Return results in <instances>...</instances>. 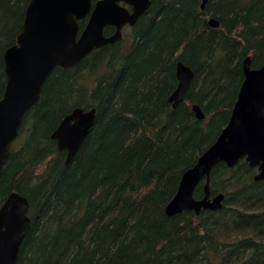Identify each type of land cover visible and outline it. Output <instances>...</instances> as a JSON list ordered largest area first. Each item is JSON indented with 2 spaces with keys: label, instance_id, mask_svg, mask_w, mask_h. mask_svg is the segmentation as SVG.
<instances>
[{
  "label": "trees",
  "instance_id": "1",
  "mask_svg": "<svg viewBox=\"0 0 264 264\" xmlns=\"http://www.w3.org/2000/svg\"><path fill=\"white\" fill-rule=\"evenodd\" d=\"M29 1L0 0V98L3 54ZM150 1L118 42L56 67L26 113L0 171V206L12 191L29 202L15 264H264V180H254L244 159L211 170L220 209L165 214L183 172L226 125L243 59L264 64V0H209L204 11L200 0ZM178 61L193 78L172 109ZM194 104L204 119L194 117ZM77 107L96 116L66 165L50 135Z\"/></svg>",
  "mask_w": 264,
  "mask_h": 264
},
{
  "label": "water",
  "instance_id": "2",
  "mask_svg": "<svg viewBox=\"0 0 264 264\" xmlns=\"http://www.w3.org/2000/svg\"><path fill=\"white\" fill-rule=\"evenodd\" d=\"M209 0H200L204 11ZM150 0H30L26 6L21 32L14 45L3 54L6 84L0 98V171L9 156L26 113L40 99L41 89L56 68L73 67L93 50L112 45L122 38L124 26L132 27L150 7ZM87 18L79 31V22ZM218 27L214 19L208 21ZM106 27L114 33L104 35ZM250 57L242 63L243 80L226 125L215 141L181 175L175 195L165 207L173 217L183 212L215 211L222 207L223 193L211 195L210 173L223 163L234 167L244 159L256 168L254 180H264V64L252 68ZM177 85L168 101L175 109L184 99L193 71L178 61ZM191 110L197 120L204 119L198 105ZM95 108H74L63 117L50 138L57 150L72 162L95 121ZM203 182V196L194 197ZM29 203L16 191L8 194L0 206V264H15L23 239L30 228Z\"/></svg>",
  "mask_w": 264,
  "mask_h": 264
},
{
  "label": "bare ground",
  "instance_id": "3",
  "mask_svg": "<svg viewBox=\"0 0 264 264\" xmlns=\"http://www.w3.org/2000/svg\"><path fill=\"white\" fill-rule=\"evenodd\" d=\"M23 20H24V19H23ZM22 24H23V23H22ZM245 58H246V57H245ZM245 58H244V59H245ZM244 59H243V61H244ZM242 63H243V62H242ZM5 84H6V83H5ZM195 105H196V104H195ZM25 198H26V197H25ZM5 199H6V198H5ZM5 199L3 200V202L5 201ZM26 199H27V198H26ZM27 201H28V200H27ZM3 202H2V203H3ZM28 203H29V202H28Z\"/></svg>",
  "mask_w": 264,
  "mask_h": 264
}]
</instances>
